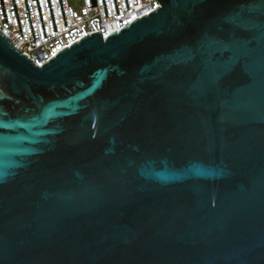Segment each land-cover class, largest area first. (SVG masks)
Returning a JSON list of instances; mask_svg holds the SVG:
<instances>
[{
    "label": "water",
    "instance_id": "obj_1",
    "mask_svg": "<svg viewBox=\"0 0 264 264\" xmlns=\"http://www.w3.org/2000/svg\"><path fill=\"white\" fill-rule=\"evenodd\" d=\"M157 1L41 67L0 30V264H264V0Z\"/></svg>",
    "mask_w": 264,
    "mask_h": 264
},
{
    "label": "built area",
    "instance_id": "obj_2",
    "mask_svg": "<svg viewBox=\"0 0 264 264\" xmlns=\"http://www.w3.org/2000/svg\"><path fill=\"white\" fill-rule=\"evenodd\" d=\"M38 1L46 37L37 0H27L36 42H34L25 0H15L23 36L19 29L13 0H3L7 22L0 0V30L12 39L16 48L40 67L51 57H55L58 51L69 47L75 41L79 42L83 36L102 31L103 37L106 38L111 32H119L134 19L141 18L142 15L146 16L151 10H156V7L160 6L157 0H127L128 9L126 0H116L119 12L117 14L115 1L105 0L108 14L106 17L103 0H96L97 6L93 7L91 0H82L79 8L72 6L70 0H62L67 22L65 26L60 0H50L57 30L55 31L48 0Z\"/></svg>",
    "mask_w": 264,
    "mask_h": 264
},
{
    "label": "rangeland",
    "instance_id": "obj_3",
    "mask_svg": "<svg viewBox=\"0 0 264 264\" xmlns=\"http://www.w3.org/2000/svg\"><path fill=\"white\" fill-rule=\"evenodd\" d=\"M81 1L82 0H70V3L72 6H74L75 8H79L81 6Z\"/></svg>",
    "mask_w": 264,
    "mask_h": 264
}]
</instances>
